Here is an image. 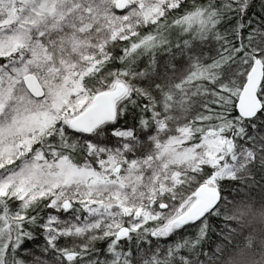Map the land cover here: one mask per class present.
<instances>
[{"label": "snow or ice", "instance_id": "snow-or-ice-1", "mask_svg": "<svg viewBox=\"0 0 264 264\" xmlns=\"http://www.w3.org/2000/svg\"><path fill=\"white\" fill-rule=\"evenodd\" d=\"M0 264H264V0H0Z\"/></svg>", "mask_w": 264, "mask_h": 264}]
</instances>
